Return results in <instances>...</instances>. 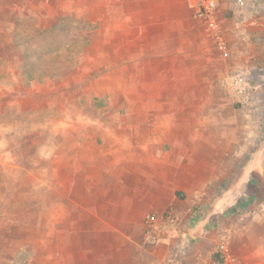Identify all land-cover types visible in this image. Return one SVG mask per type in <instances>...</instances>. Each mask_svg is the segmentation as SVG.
I'll return each instance as SVG.
<instances>
[{
	"label": "rangeland",
	"instance_id": "1",
	"mask_svg": "<svg viewBox=\"0 0 264 264\" xmlns=\"http://www.w3.org/2000/svg\"><path fill=\"white\" fill-rule=\"evenodd\" d=\"M215 3L213 22L197 18L188 34L164 24V0H0V264L118 256L124 242L105 214L127 195L113 174L128 161L154 167L192 140L178 130L192 135L209 97L239 98L236 74L252 106L234 102L226 114L264 120V0ZM235 7L247 40L222 33ZM257 144L249 158L260 167L247 169L232 216L264 202V128ZM228 186L195 200L197 215L218 207Z\"/></svg>",
	"mask_w": 264,
	"mask_h": 264
},
{
	"label": "crops",
	"instance_id": "2",
	"mask_svg": "<svg viewBox=\"0 0 264 264\" xmlns=\"http://www.w3.org/2000/svg\"><path fill=\"white\" fill-rule=\"evenodd\" d=\"M194 5V0H164V24L181 25L176 31L195 34L198 19L195 10L191 9ZM234 10V15L230 13V17L225 18L229 27H223L222 33L239 32V37L247 40L250 35L248 23L240 22V10L236 7ZM215 31L219 34L220 29L216 26ZM206 66L210 71L215 63L208 61ZM248 100L235 96L229 100L217 95L209 97L206 102L210 105L208 112L202 113L198 123L193 124L198 127L192 128V135L189 128L177 132L179 136H193L192 140L182 139L183 144L172 150L173 155L167 149L161 152L164 162L160 160L154 167L144 160L128 161L133 166L113 174L118 178L114 184L117 193H122L123 188L127 196L105 214L112 220L107 224V230L124 244L119 248L118 256L103 257L99 263L264 264V211L239 215L235 212V216L227 211L239 202L246 185L250 184L247 169L260 167L259 161L254 164L249 155L260 151L257 141L263 133L264 120L251 119L246 114L244 117L226 114L234 102L244 109L252 106ZM171 156L176 159L169 162ZM234 168H241L238 177L230 171ZM222 182L229 184L221 196L223 201L208 216H198L193 207L195 200L219 195ZM168 211L182 219L178 233L167 236L164 228L160 235L166 240L152 242L146 229L147 217H161ZM219 252L222 256H218ZM218 258L222 263L217 261Z\"/></svg>",
	"mask_w": 264,
	"mask_h": 264
},
{
	"label": "built area",
	"instance_id": "3",
	"mask_svg": "<svg viewBox=\"0 0 264 264\" xmlns=\"http://www.w3.org/2000/svg\"><path fill=\"white\" fill-rule=\"evenodd\" d=\"M195 2V16L201 21L212 23L216 14L215 0H194ZM231 87L234 92L237 90V95L240 98L249 99L246 96L248 92V82L243 75L236 74L231 79ZM258 211H264V202L259 203L252 209L255 214ZM182 219L171 211L161 215H149L146 220V229L151 236L152 242H162L166 240L160 234L166 229L167 236H174L178 233Z\"/></svg>",
	"mask_w": 264,
	"mask_h": 264
},
{
	"label": "trees",
	"instance_id": "4",
	"mask_svg": "<svg viewBox=\"0 0 264 264\" xmlns=\"http://www.w3.org/2000/svg\"><path fill=\"white\" fill-rule=\"evenodd\" d=\"M217 261H219V262H221V263H222V261H221V258H218V259H217Z\"/></svg>",
	"mask_w": 264,
	"mask_h": 264
}]
</instances>
